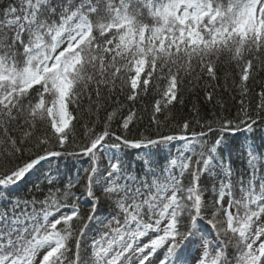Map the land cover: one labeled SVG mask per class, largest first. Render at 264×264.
I'll return each mask as SVG.
<instances>
[{
  "label": "snow or ice",
  "instance_id": "snow-or-ice-1",
  "mask_svg": "<svg viewBox=\"0 0 264 264\" xmlns=\"http://www.w3.org/2000/svg\"><path fill=\"white\" fill-rule=\"evenodd\" d=\"M0 264H264V0H0Z\"/></svg>",
  "mask_w": 264,
  "mask_h": 264
}]
</instances>
